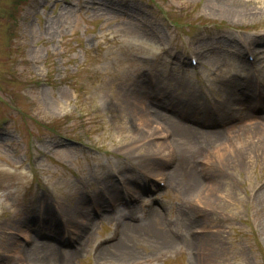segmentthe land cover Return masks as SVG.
<instances>
[{
    "label": "rangeland",
    "instance_id": "rangeland-1",
    "mask_svg": "<svg viewBox=\"0 0 264 264\" xmlns=\"http://www.w3.org/2000/svg\"><path fill=\"white\" fill-rule=\"evenodd\" d=\"M12 1L0 264H264V0Z\"/></svg>",
    "mask_w": 264,
    "mask_h": 264
},
{
    "label": "bare ground",
    "instance_id": "bare-ground-1",
    "mask_svg": "<svg viewBox=\"0 0 264 264\" xmlns=\"http://www.w3.org/2000/svg\"><path fill=\"white\" fill-rule=\"evenodd\" d=\"M248 85V84H247ZM247 85H245L244 86V90L247 92ZM263 116V115H262ZM256 117V118H255ZM255 117H250V118H245L244 120V122L241 124V125H244V126H252V127H263V129H264V119H262L263 117H261V118H257L258 116H255ZM136 120H137V125L139 126V127H143V132L144 133H149V130L147 129V128H145V123L144 122H142L140 119H139V117H137L136 118ZM240 128H242V126L240 127ZM121 129H123L124 131H126V132H128V128H127V126H122L121 125V128H120V131L122 132L123 130H121ZM135 130L136 131H138L137 130V128H135ZM139 130H140V128H139ZM142 130H140L141 131V133H142ZM175 134H178V136H180L181 137V135L183 134L182 133V131L180 130V129H178L177 130V128H176V131L174 132ZM174 134V135H175ZM152 135V139H151V143H152V149H153V152L154 153H159L160 154V156L161 157H165V151H163L164 149L162 148L163 146H165V145H169L170 144V142H171V140H169L167 143H161V142H159V141H157V134L156 135H153V134H150L149 135V137ZM166 134H162V135H160V137H162V136H165ZM173 138V137H172ZM241 142H243V140H240ZM182 152L184 153L185 151H186V148L188 147V145H189V143L187 142V141H185V142H183L182 144ZM160 149H162V150H160ZM112 187V186H111ZM121 210V209H120ZM156 221H157V219H154V223H156ZM75 222V221H74ZM71 223L73 224V221H71ZM76 225L81 229V228H83V225L81 224V223H79V222H76ZM152 226H154V224L152 225ZM151 229V228H150ZM48 230L49 231H52V229L51 228H49L48 227ZM148 231H150V230H148ZM57 233V232H56ZM25 238H27L26 239V242L27 241H29V238H30V236H24ZM48 237V236H47ZM52 237V235H50V238ZM64 239H65V237H62L61 238V240H62V242H64ZM54 240V242H52ZM66 240V239H65ZM16 242L18 241V240H15ZM59 245V242H58V240H55V239H53V238H51V240L50 241H48V242H36V243H34V245L32 244V246H31V248H30V251L28 250H26L25 248H23L22 246H19V251H18V254L19 255H21V254H24V255H26V257H30L31 259H35V257H36V255L39 253V250L40 249H45L46 251H48V252H51V254L53 255V256H55V257H57L58 259H59V262L60 263H62V264H67L68 262H69V258L70 257H72V256H75V252H71V251H67V250H64V249H62V247H60V246H58ZM33 246H34V248L35 249H33ZM122 246L123 245H120V247H119V249L118 250H120V248H122ZM111 247V246H110ZM109 248V247H108ZM32 249V250H31ZM105 250H107V248L105 249ZM82 252V250L81 249H78V252ZM116 251H117V247H116ZM41 252V251H40ZM20 257V256H19ZM21 258V257H20ZM25 262H22L23 264H29V262L28 261H26V260H24Z\"/></svg>",
    "mask_w": 264,
    "mask_h": 264
},
{
    "label": "trees",
    "instance_id": "trees-1",
    "mask_svg": "<svg viewBox=\"0 0 264 264\" xmlns=\"http://www.w3.org/2000/svg\"><path fill=\"white\" fill-rule=\"evenodd\" d=\"M26 0H13L12 1V8L15 12V8L19 7L20 5H22ZM14 15V13H13Z\"/></svg>",
    "mask_w": 264,
    "mask_h": 264
}]
</instances>
